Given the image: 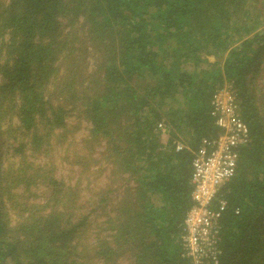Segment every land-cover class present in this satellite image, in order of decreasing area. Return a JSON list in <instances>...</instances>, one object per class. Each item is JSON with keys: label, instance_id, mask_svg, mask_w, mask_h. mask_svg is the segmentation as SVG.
<instances>
[{"label": "trees", "instance_id": "obj_1", "mask_svg": "<svg viewBox=\"0 0 264 264\" xmlns=\"http://www.w3.org/2000/svg\"><path fill=\"white\" fill-rule=\"evenodd\" d=\"M260 78L264 0H0V264H190L179 238L191 160L222 132L210 99L225 83L250 139L217 194L228 202L219 264H264ZM73 119L89 125L88 159L102 143L103 182L56 172Z\"/></svg>", "mask_w": 264, "mask_h": 264}, {"label": "built area", "instance_id": "obj_2", "mask_svg": "<svg viewBox=\"0 0 264 264\" xmlns=\"http://www.w3.org/2000/svg\"><path fill=\"white\" fill-rule=\"evenodd\" d=\"M210 114L222 132L214 138H202L194 152L189 174L192 205L184 215L179 238L181 256L190 264H219L220 219L228 202L217 194L234 175L239 149L250 139L249 127L241 116L231 84L225 83L212 92ZM156 129L161 134L167 132L162 122L157 123ZM184 147L182 141L176 142V150Z\"/></svg>", "mask_w": 264, "mask_h": 264}, {"label": "rangeland", "instance_id": "obj_3", "mask_svg": "<svg viewBox=\"0 0 264 264\" xmlns=\"http://www.w3.org/2000/svg\"><path fill=\"white\" fill-rule=\"evenodd\" d=\"M88 50H89V55H90L88 58V66L93 67L96 56H98V53L96 51H93L92 49H90V47ZM203 57L207 58V60L209 62H213L216 60L215 56L212 54H208V56L204 55ZM254 92H255V96H256L255 98H256L257 102H261L262 105L264 106V98L262 99V96L264 95V79L262 80L260 78L257 80V85L255 86ZM8 118H9V116H7V119ZM10 125H18L17 119L14 115L10 118ZM3 126L4 125L2 124V122H0V132H2ZM71 126L75 128V132L73 133V137H72V140L74 139V144L69 143L70 144L69 152L66 151V152H61L60 154H58V151H56L51 156L55 166L57 167V171H56L57 174L62 176L63 180L68 181L69 183H73L79 175L78 180H80V187H83L87 181L91 182V184H89V186H92L95 183L97 184L99 182L105 181L106 179H104V178L107 175V169L102 170V174L100 176L99 175L97 176V172H96V170L99 166H100V168H105V166H106L105 164L109 163V160L105 161L103 159L104 157L101 155V152L103 149L102 143H101V145L96 144V143L93 144L94 149H93L92 153H90L91 159H88L86 157L88 154V148L85 149V147L82 145V141L85 139V134L88 132L87 126H89V125L86 124V122H84V121L78 122L76 119H73V120H71ZM73 150H77L79 152L78 156H79L81 161H86L87 164H88V162L90 163L89 169L87 170V173H86V174H88V178H86L84 175L80 176L79 166L76 163H73L74 153H71ZM31 157L32 156H30V158ZM94 175H95V177H94ZM121 183H123V182H121ZM134 183L135 182L133 179H130L129 183H125V184L123 183V186L120 187V192H122L121 188H124L125 186H131ZM118 195H121V194H118ZM89 256H92V255L89 254ZM121 263L126 264L127 262H126V260H123V261H121ZM91 264H101V262H97L96 260L93 259Z\"/></svg>", "mask_w": 264, "mask_h": 264}]
</instances>
